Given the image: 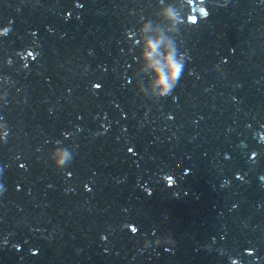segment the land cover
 I'll return each mask as SVG.
<instances>
[{
  "label": "water",
  "instance_id": "1",
  "mask_svg": "<svg viewBox=\"0 0 264 264\" xmlns=\"http://www.w3.org/2000/svg\"><path fill=\"white\" fill-rule=\"evenodd\" d=\"M4 27L0 264H264V0H0Z\"/></svg>",
  "mask_w": 264,
  "mask_h": 264
},
{
  "label": "clouds",
  "instance_id": "2",
  "mask_svg": "<svg viewBox=\"0 0 264 264\" xmlns=\"http://www.w3.org/2000/svg\"><path fill=\"white\" fill-rule=\"evenodd\" d=\"M9 31L8 27H4L3 29H0V35H5ZM149 48L150 50H154L156 45L149 43ZM29 55L35 59V56L32 55V52L29 51ZM146 58L151 56V51L149 53L145 54ZM11 63V61H9ZM168 76L165 78L162 73H160L159 69H157V79L154 82V84L158 83L160 86V91L154 93L152 96H145L146 98H150L153 101L158 100L161 97H165L168 94L171 93L173 88L176 86L178 80L180 79L183 70H184V65L181 64L180 62L174 61L171 57L168 58ZM191 74V73H190ZM95 88H99L100 85H94ZM140 94L143 95L142 92L138 90ZM5 124V123H4ZM6 128V135L3 137V141L6 140L7 135V126L5 124ZM53 166L58 168V169H63L67 166L68 160H67V154L66 153H61L59 156L56 158L52 159Z\"/></svg>",
  "mask_w": 264,
  "mask_h": 264
}]
</instances>
